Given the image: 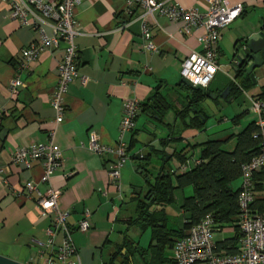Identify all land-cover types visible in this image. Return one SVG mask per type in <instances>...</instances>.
I'll use <instances>...</instances> for the list:
<instances>
[{
    "label": "crops",
    "instance_id": "obj_1",
    "mask_svg": "<svg viewBox=\"0 0 264 264\" xmlns=\"http://www.w3.org/2000/svg\"><path fill=\"white\" fill-rule=\"evenodd\" d=\"M176 1L183 8L195 7L200 12L207 9V0ZM228 1L232 6L241 5L243 12L221 32L218 46L220 69L208 87L212 98L205 100L221 97L232 103L239 99L238 105L245 106L241 113L254 116L248 125L257 120L249 98L258 96L264 85L250 94L248 91H253L257 85L255 81L238 98L230 96L229 91L222 96L228 82L235 81V76L232 70L224 72L225 76L218 80L217 75L222 68L221 58L228 54L231 56L236 43L258 38L263 27L264 0ZM126 2L83 0L74 9L77 69L88 83L82 86L79 79H75L68 87L64 98V122L56 129L54 141L62 152V167L51 179V188L60 192L57 206L67 213L66 222L72 229L76 248L77 256L70 257L67 264H107L115 247L126 239L136 243L141 250L145 249L140 247L139 240L129 237L133 228L138 237L150 233L151 238L149 229L144 233L133 223L136 218L133 199L143 195L147 188V180L137 172L135 167L138 164L132 159L138 148L133 146L138 136H155L153 146L167 155L165 166L175 174L192 168L199 156V149L193 146L205 142H195V139L205 130L209 116L204 112L208 119L202 130L185 125L189 118L184 121L181 113L191 106L192 89L181 83L180 75L181 64L187 56L192 52L203 53L205 31L200 28L179 32L175 24L163 16H157L155 21L149 18L148 25L157 52H144L141 26L137 21L142 10L137 7L127 10ZM46 31L51 34L49 29ZM36 38L32 28L11 20L7 5L0 4V166L7 168L5 178H0V256L23 264L54 261L63 240L62 234L57 233L50 243L47 229L51 226L52 215L42 216L34 203L36 194L30 195L24 188L27 181H32L40 194L48 193L50 186L39 182L43 173L41 165L33 163L29 168L10 165L16 148L47 143L48 133L54 128L55 112L49 101L57 83L58 64L63 57L62 44L43 52L29 65L20 76L22 85L14 98L9 91L21 49ZM227 67L230 68L229 65ZM127 98H135L139 102L140 112L134 131L124 137L130 158L121 170V193L118 194L108 184V163L112 157L97 155L89 149V144L94 134L99 144L115 145L122 105ZM161 98L169 106L165 115L158 118L154 103ZM228 119L221 116L218 122L227 123ZM236 123L240 125L238 120ZM162 139L166 140L165 145L161 144ZM181 151L189 163L185 171L180 169L181 165L176 160L175 154ZM156 158L155 161L151 159L148 165L150 177L156 176L162 165L161 159ZM136 175L141 176L143 182ZM238 181L234 183L236 187L240 185ZM129 186L140 189L132 190L127 197ZM185 193V190H175L173 203L165 208L167 227L171 230H180L184 225L187 215L181 210V205L192 191L188 196ZM85 211L90 213V229L81 233L76 227ZM172 222L176 224L175 229L169 227ZM131 262L135 264L133 259Z\"/></svg>",
    "mask_w": 264,
    "mask_h": 264
},
{
    "label": "built area",
    "instance_id": "obj_2",
    "mask_svg": "<svg viewBox=\"0 0 264 264\" xmlns=\"http://www.w3.org/2000/svg\"><path fill=\"white\" fill-rule=\"evenodd\" d=\"M83 0H0L6 4L9 18L17 21L23 27H30L37 38L22 48L16 59L14 76L9 84L11 97L17 95V89L22 85L20 76L29 65L39 59L45 51H51L63 45V57L58 64L56 86L50 97L49 104L55 112L54 128L48 133L45 144L32 143L26 147L16 148L11 156L10 165L29 168L33 163H39L43 173L39 180L50 189L46 195L40 194L36 184L27 181L24 188L32 195L36 194L34 203L42 216L52 215L51 226L47 229L50 243L57 233L63 236L62 243L55 254V262L48 264H67L70 257L77 256L72 240V229L67 225V213L58 209L57 200L60 192L51 188V179L62 167V152L55 144L56 129L62 125L65 118V101L69 85L79 79L82 86L88 83L85 76L77 69L78 50L75 44L76 20L74 9ZM140 8L141 15L137 18L141 26L142 50L147 53L157 52L152 42L148 19L155 21L157 16H163L175 24L179 32H189L192 29H203L204 51L192 52L181 64V78L194 87L208 88L220 66L218 63V46L221 32L229 27L243 12L241 5L232 6L228 0H207V9L200 12L195 7L183 8L176 0H127L126 9ZM46 29L50 30L48 34ZM251 110L257 115L256 126L264 133V100L249 98ZM140 112V104L135 98H127L122 105V115L119 124L118 139L113 146H103L98 143L96 135L91 136L89 149L97 155L108 154L112 159L108 163V184L118 194L121 193V170L129 160L128 148L124 142L126 134L135 129L136 119ZM195 161L192 165H196ZM189 163L181 165L185 171ZM263 172L262 189L255 192L253 177ZM240 192L238 196L239 214L235 219L240 240L237 251L228 254L214 240V234L223 228L214 226L210 217L204 218L196 225L183 231L182 237L176 240L171 249L174 264H264V141L261 143L260 154L241 167ZM7 168L0 166V178H5ZM262 201L261 210L256 207V200ZM90 213L85 211L77 224V231L87 233L90 229Z\"/></svg>",
    "mask_w": 264,
    "mask_h": 264
},
{
    "label": "trees",
    "instance_id": "obj_3",
    "mask_svg": "<svg viewBox=\"0 0 264 264\" xmlns=\"http://www.w3.org/2000/svg\"><path fill=\"white\" fill-rule=\"evenodd\" d=\"M262 24L264 27V19ZM239 44V42L236 43L235 48ZM235 81L228 82L227 88L230 96L238 98L242 95L243 90H249L252 80L238 71ZM205 90L204 93L191 91V106L181 113L184 121L189 118V121L185 123L187 127L196 130L204 128L208 116L201 109V104L210 93L208 88ZM260 91L259 95L254 98L264 100V86L260 88ZM154 105L158 118L165 115L169 106L163 98L157 99ZM190 114L193 117H190ZM238 118L239 116L233 118V122H237ZM263 141L264 133H261L255 122L249 123L237 134H231L221 139L207 140L193 146L195 149H199L197 164L180 174H175L172 169L165 166L167 155L163 151L157 152L156 156L162 162L161 167L156 176L150 177L146 181L147 188L143 195L133 199L136 205V218L133 223L142 232L148 229L151 231L150 245L144 252L136 243L126 239L123 244L115 247L107 264H132L131 260L135 254H139L143 258L145 253L149 254L146 264H174L171 255L174 242L182 237L184 230L198 224L206 217H210L217 228L227 226L234 229V235L216 241L220 247L226 249L228 254L236 253L240 240L235 224V219L239 214L240 185L236 187L234 183L238 180L241 182L242 165L249 163L260 154ZM165 143L166 140L162 139L161 144L165 145ZM175 155L180 165L186 163L182 151ZM147 175L149 174L147 173ZM262 180V171L253 177V188L257 193L262 189ZM188 187L191 188L192 193L183 199L181 205V210L187 215L184 225L180 230H171L167 227L165 208L173 203L175 190H183ZM256 207L260 210L262 208L260 198L256 200ZM152 242L156 243L155 247L151 246ZM123 250H125L124 255L122 254Z\"/></svg>",
    "mask_w": 264,
    "mask_h": 264
},
{
    "label": "rangeland",
    "instance_id": "obj_4",
    "mask_svg": "<svg viewBox=\"0 0 264 264\" xmlns=\"http://www.w3.org/2000/svg\"><path fill=\"white\" fill-rule=\"evenodd\" d=\"M230 58V55L228 54L225 57L221 58V71L220 73H218L217 75V80L220 77H224L225 74L224 72L229 71L230 68H228L227 66V59ZM223 72V73H222ZM254 79L257 82V85L255 88H253V91H248V93L253 94L254 92H256V90H259V87L261 85H264V67L260 68V69H256L254 72ZM239 99L234 100L232 103H227L224 101V99H222L221 97L218 98L217 100H205L202 104L201 107L203 108L204 112H206V114L209 116L208 121L206 122V127L205 130L201 131L199 133V136L195 139V142H202V141H206V140H214V139H221V138H225L228 135H231L232 133H237L239 130H241L242 128L245 127V125H247V123L254 118V116L252 114H244L241 113L242 111H244L245 106L244 104H242V106H239L238 104ZM240 114V115H239ZM239 116L238 121L240 122V125L236 122H233V118H235V116ZM221 116L223 117H228V122H218L221 118ZM156 157L153 156L152 159H154V161L157 159H155ZM131 162V161H130ZM137 178H139V181L143 182V178L139 175H136ZM239 182V181H238ZM121 183V180H120ZM235 186V184H234ZM128 189V193H127V197L130 196V193L132 192V190H138L140 188H132L131 186H129ZM183 190L186 191V196H188L191 192L190 188H184ZM132 207H134V204L132 203ZM169 227H176V224L172 222V224L169 225ZM175 229V228H174ZM145 233V232H144ZM150 233H147L146 235H142L140 237H138L137 235H135V229L132 228V230H130L129 232V237L135 241H140V247H143L145 249H143V251L145 252V250L149 247L150 245ZM234 235V229L225 226L223 228V231L220 233H215L214 234V240H219L225 237H230ZM152 247H155L154 242L151 243ZM134 263L135 264H146L149 260V254L145 253L143 258H141L140 255L135 254L134 258Z\"/></svg>",
    "mask_w": 264,
    "mask_h": 264
},
{
    "label": "water",
    "instance_id": "obj_5",
    "mask_svg": "<svg viewBox=\"0 0 264 264\" xmlns=\"http://www.w3.org/2000/svg\"><path fill=\"white\" fill-rule=\"evenodd\" d=\"M227 59V58H226ZM230 70L234 73V76L239 71L241 74L247 75L252 83H255V75L254 72L256 69H260L264 67V27H262L261 31L258 34V38L246 40L244 43L239 44L233 51L232 55L229 59H227ZM181 83L186 87L200 91L204 93L206 90L201 87H194L188 81L182 79ZM228 93V88H225L222 96ZM208 97L212 98V94L208 95ZM190 117H193L190 114ZM155 136L153 134H148L145 137L138 136L135 139L134 147L138 146L134 154L132 155V159L138 165L135 167L137 172L141 174L143 177L148 173V165H150V160L153 156L156 157V153L161 151L153 146L155 142ZM145 169V170H144ZM150 178V174L145 178L148 180ZM154 245L156 243L154 242ZM124 251L122 254H124ZM0 264H23L17 262L15 260H11L9 258L0 256Z\"/></svg>",
    "mask_w": 264,
    "mask_h": 264
}]
</instances>
